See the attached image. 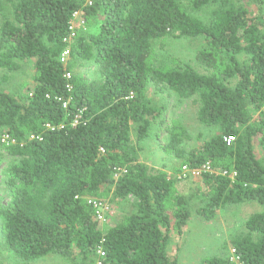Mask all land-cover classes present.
<instances>
[{"label": "trees", "instance_id": "1", "mask_svg": "<svg viewBox=\"0 0 264 264\" xmlns=\"http://www.w3.org/2000/svg\"><path fill=\"white\" fill-rule=\"evenodd\" d=\"M210 5L209 24L192 14ZM76 13L88 22L102 16L99 31L70 39ZM0 14V69L33 62L36 83L24 100L0 90V145L16 159L10 200L0 205L1 247L23 264L49 255L78 264H179L171 233L183 235L195 202L206 221L257 203L262 211L247 232L229 241L236 261L213 256L202 264H264V160L254 145L264 155V0H0ZM170 37L203 39L196 60L208 73L186 64L153 70V43ZM151 80L192 101L199 122L217 129L192 150L182 146L190 140L184 126L171 130L165 151L201 171L185 194L177 177L143 163L133 143L165 112L146 94ZM110 192L134 198L135 211L103 232L90 200Z\"/></svg>", "mask_w": 264, "mask_h": 264}, {"label": "rangeland", "instance_id": "2", "mask_svg": "<svg viewBox=\"0 0 264 264\" xmlns=\"http://www.w3.org/2000/svg\"><path fill=\"white\" fill-rule=\"evenodd\" d=\"M5 1V0H4ZM7 11L10 8L5 3ZM256 5L251 6L252 10H256ZM216 9L215 5H210L198 12L192 14L209 24L213 19L212 14ZM2 15L0 14V26L2 23ZM85 24L82 25L81 21ZM102 16L88 22L83 14H78L75 19L76 31L97 33L101 25ZM204 41L201 38H165L157 40L153 43L151 68L154 69H171L179 68L183 65H190L200 73H208L201 66L196 56L203 48ZM83 73H86L83 70ZM94 73L85 74L87 79H92ZM35 70L34 63H22V67L18 71L10 72L0 69V90L8 94L15 95L24 100L33 94L36 83L34 81ZM146 94L148 97L160 107L165 106L163 116L153 123L150 135L141 142H137L136 137L133 143L139 147L140 158L143 163L154 170L164 171L168 175L177 177L178 191L185 194L190 189L200 184V180L194 174L188 173L182 166V161L171 152L165 151L164 147L168 144L170 133L175 124L185 127L190 140L182 145L187 150L200 148L206 140L216 135V128H208L202 125L197 119V107L190 100H180L169 90L159 88L155 81L148 83ZM7 137H4L2 143H7ZM255 150L260 158L264 160L258 140L256 139ZM16 162L11 157L5 146L0 145V205L7 204L10 200L8 196L9 190L6 184L8 169ZM116 179V177H115ZM107 203L110 212L104 220L99 221V227L103 232L115 227L122 222L127 216L135 211V199L128 198L126 200L114 199L113 194H105L102 198H94ZM202 203L197 201L193 206V218L184 230L182 236L176 229L171 233L169 251L179 264H202L206 258L213 256L230 257L233 262L236 261L234 251L229 247V241L233 237L240 236L247 232L246 222L250 217L262 211V207L257 203H246L241 205H231L221 210L218 215L211 221H206L198 216L197 210ZM1 241V231H0ZM0 264H23L21 260L6 249L0 246ZM32 264H78L71 263L59 256L49 255ZM97 264V263H96Z\"/></svg>", "mask_w": 264, "mask_h": 264}, {"label": "built area", "instance_id": "3", "mask_svg": "<svg viewBox=\"0 0 264 264\" xmlns=\"http://www.w3.org/2000/svg\"><path fill=\"white\" fill-rule=\"evenodd\" d=\"M88 4L91 5L92 2H89ZM78 14L79 13H76L74 15L73 20L70 23V31H71V37H70V39L75 38L76 33H77V31H76V25H75V19H76V17H77ZM81 24L84 25L85 24V21L82 20L81 21ZM69 54H70L69 53V50L68 51H65L62 54L61 61L63 63H65L68 60ZM67 77H70V74H68ZM7 139H8V137H7ZM233 140H234L233 138L228 139L227 140L228 145H231V143H232ZM186 169L188 170V168H186ZM204 170L205 171H210V166H207V165L204 166ZM190 172L191 171L189 170L188 173H190ZM191 173L194 174L195 176H197V175H200L201 171H192ZM90 204L95 209V214H96V217H97V220L98 221L104 220L105 217L107 216V214L110 212L109 205L107 203L103 202L102 200L92 199V200H90ZM99 253H100L101 256H104V253H102V252H99Z\"/></svg>", "mask_w": 264, "mask_h": 264}]
</instances>
